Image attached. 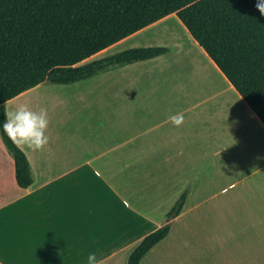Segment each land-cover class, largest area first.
Instances as JSON below:
<instances>
[{"label": "crops", "instance_id": "0c3cea01", "mask_svg": "<svg viewBox=\"0 0 264 264\" xmlns=\"http://www.w3.org/2000/svg\"><path fill=\"white\" fill-rule=\"evenodd\" d=\"M176 14L122 39L167 53L62 84L66 111L47 112V145L20 146L30 186L0 132V264H87L90 253L128 264L184 192L170 233L140 264H264V121ZM173 16L174 42L151 34ZM35 87L7 112L49 105L17 100Z\"/></svg>", "mask_w": 264, "mask_h": 264}, {"label": "trees", "instance_id": "16d2710c", "mask_svg": "<svg viewBox=\"0 0 264 264\" xmlns=\"http://www.w3.org/2000/svg\"><path fill=\"white\" fill-rule=\"evenodd\" d=\"M258 2L0 0V125L7 101L44 81L70 84L167 53V46H135L84 62L174 12L264 121V15ZM0 132L16 159L18 183L30 186L34 178L26 152L2 128ZM186 198L184 192L168 212V221L145 236L128 264H140L170 233Z\"/></svg>", "mask_w": 264, "mask_h": 264}, {"label": "clouds", "instance_id": "9594fccd", "mask_svg": "<svg viewBox=\"0 0 264 264\" xmlns=\"http://www.w3.org/2000/svg\"><path fill=\"white\" fill-rule=\"evenodd\" d=\"M258 10L264 15V0L257 4ZM175 126L183 122L182 114H175L169 118ZM49 125L45 108L33 109L28 104H21L15 110L6 113V119L0 125L3 132L18 147L23 145L30 150H42L48 143L46 135ZM87 264H98L95 253H90Z\"/></svg>", "mask_w": 264, "mask_h": 264}, {"label": "rangeland", "instance_id": "374dc122", "mask_svg": "<svg viewBox=\"0 0 264 264\" xmlns=\"http://www.w3.org/2000/svg\"><path fill=\"white\" fill-rule=\"evenodd\" d=\"M176 20H178L177 17L173 16L172 18L168 19V21H166L165 23L154 27L151 30V34L155 35L156 37L160 39H164L166 43L174 42L178 36L177 34L180 32V29L178 28V21L176 22ZM124 40L116 44H113L112 46L100 51L99 53L90 57L88 60L90 61L93 59L105 57L112 53L121 51L125 48L135 46L137 41L139 40V35L134 36L129 40H126V41ZM61 88L66 89L67 87L62 84H56L50 81H44L43 83L36 86L33 91L22 96L21 98H18L17 100H45L49 102V105L47 104V106L44 107L47 110V112H51L54 114L56 112H64L66 110H64V107H62L63 106L62 102L59 101V100H63L62 97L60 96ZM225 99L227 100V96ZM114 109H115V106H114ZM123 155L128 156V158L134 161V163L129 166L127 172H129V175L133 177L132 178L133 180H136L137 172H138V169L135 165L136 154L127 153Z\"/></svg>", "mask_w": 264, "mask_h": 264}, {"label": "bare ground", "instance_id": "6f19581e", "mask_svg": "<svg viewBox=\"0 0 264 264\" xmlns=\"http://www.w3.org/2000/svg\"><path fill=\"white\" fill-rule=\"evenodd\" d=\"M234 99V98H233ZM39 104V103H38Z\"/></svg>", "mask_w": 264, "mask_h": 264}]
</instances>
